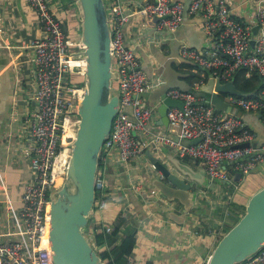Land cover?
<instances>
[{"label":"built area","instance_id":"built-area-1","mask_svg":"<svg viewBox=\"0 0 264 264\" xmlns=\"http://www.w3.org/2000/svg\"><path fill=\"white\" fill-rule=\"evenodd\" d=\"M37 14L44 34L34 38L33 49L36 86L32 95L36 106L24 120L27 151L35 177L23 187L19 211V239L0 241V264H54L50 241L51 191L63 180L71 154V140L79 120L76 105L83 93V85L71 84L70 73L84 76L85 44L70 38L63 29L60 17L51 10L48 0H25ZM127 0L107 2L111 29L110 49L114 79L120 102L111 131L105 139L95 187L102 195L96 199L94 210L102 212L107 195L106 165L111 159L123 164L145 154L146 148L174 147L180 157L199 161L210 182L220 179L233 181L229 169L245 174L264 164V142H254L255 133L240 116L218 109L198 95L204 76L193 81L194 90L179 87L167 89L165 96L182 101V106H171L167 111L169 133L154 131L157 111L144 103V94L154 86L153 80L142 68L134 47L126 42V27L135 13L156 18V27L176 31L184 21L185 0H145L133 10ZM258 32L235 16L223 0H190L188 12L200 13L203 27L213 46L196 49L181 45V54L204 69L214 78L229 81L236 71L256 72L262 82L258 92L251 96L228 94L229 103L242 110L260 111L264 119V0H256ZM254 38V44L251 39ZM74 47V49H72ZM174 133L178 139L174 138ZM139 137H141L139 139ZM149 137V141L145 139ZM189 142L183 143L182 140ZM194 139H199L192 142ZM246 143V144H244ZM149 168L154 170V164ZM147 176V175H146ZM144 177H132V188L160 205L171 200L158 191L150 192L142 183ZM228 213H225L227 216ZM223 224L215 228L221 231ZM99 229L109 232L111 225ZM211 232V233H215ZM207 261L205 264H207ZM238 264H264V247Z\"/></svg>","mask_w":264,"mask_h":264},{"label":"crops","instance_id":"crops-1","mask_svg":"<svg viewBox=\"0 0 264 264\" xmlns=\"http://www.w3.org/2000/svg\"><path fill=\"white\" fill-rule=\"evenodd\" d=\"M48 1L51 10L60 17L68 37L78 38L80 21L74 0ZM144 1L127 0L126 7L133 10ZM223 1L230 12L251 26L253 34L254 26L258 25L256 0ZM155 23V17L135 13L126 27V42L134 47L142 68L153 80L154 86L144 94L143 99L145 104L157 111L154 131L162 134L170 132L169 119L167 124L159 122V105L163 98L158 88L164 83L169 84L171 78L176 80L178 74H185L183 79L189 81L188 77L193 73L204 76L201 89L208 87L209 74L212 75L209 69L185 59L181 54V45L184 43L201 50L212 47L213 42L204 30L200 13L188 12L182 25L173 32L158 29ZM42 34L39 18L25 0H0V241L20 238L17 229L20 226L18 217L23 187L35 177L27 151L28 135L24 120L36 106L32 99L36 74L30 44ZM228 94L220 93V96L228 102ZM202 97L210 101L208 93ZM243 111L247 113L249 126L255 133L254 142L260 145L264 142V119L260 111ZM171 135L174 133L171 132ZM145 141L148 142L149 137ZM163 147L168 154L177 156L193 170L204 168L201 162L178 156L174 147ZM166 151L155 153L165 158ZM150 163L144 154L126 164L111 159L105 167L107 199L102 212L95 209L93 224L98 227L104 224L113 226L122 219V236L136 229L134 249L119 264H205L224 233L226 226L215 232L220 221H225V225L232 223L237 213L244 212L251 194L264 185V164L245 174L237 183L210 182L204 173L207 178L204 177L202 183L186 178L194 184V197L188 195L182 200L173 199V203L160 205V202L153 203L142 192L132 188V177L138 174L144 177L142 183L148 191H158L152 177L161 175L149 168ZM226 183L238 188L239 192L233 194L223 188ZM226 212L229 213L227 216Z\"/></svg>","mask_w":264,"mask_h":264},{"label":"water","instance_id":"water-1","mask_svg":"<svg viewBox=\"0 0 264 264\" xmlns=\"http://www.w3.org/2000/svg\"><path fill=\"white\" fill-rule=\"evenodd\" d=\"M190 0H185L184 18L188 15ZM77 8L79 38L85 44L82 50L86 59L83 93L76 105L78 122L72 138L71 154L67 162L63 180L51 191L50 241L54 264H106L99 255L94 237L86 232L97 199L95 178L100 165L103 143L109 135L113 119L119 109V90L113 84L117 72L112 67L110 49L111 29L106 0H74ZM259 26L255 25L253 34ZM254 39H251V44ZM174 70V69H172ZM178 72V71H176ZM178 74L170 83L160 86L163 102L159 105L161 123H168L167 110L172 105H182V101L165 97V91L173 86L191 90L190 83ZM208 87L195 92L200 96L209 94V99L218 109L242 117L248 124V115L241 108L230 105L220 93L245 95L233 79L222 81L209 74ZM194 90V89H192ZM178 139L177 136H174ZM199 139H194L196 142ZM189 142L188 139L182 140ZM246 144V143H244ZM152 150V151H151ZM166 148H146L145 155L154 164V170L161 177H152L158 192L169 200L193 196L191 178L202 183L204 168L193 170L175 155L159 157L155 152ZM242 172L234 173L235 183ZM207 178V177H206ZM208 180V178H207ZM221 182L222 180L216 179ZM227 182V181H224ZM264 247V185L249 197L241 217L218 239L207 264H238Z\"/></svg>","mask_w":264,"mask_h":264},{"label":"trees","instance_id":"trees-1","mask_svg":"<svg viewBox=\"0 0 264 264\" xmlns=\"http://www.w3.org/2000/svg\"><path fill=\"white\" fill-rule=\"evenodd\" d=\"M114 0H106V2H113ZM109 11V6H108ZM110 12V11H109ZM200 75L191 74L188 79L189 83L192 85L193 78H196ZM234 84L235 86L241 90L242 92H245V96L251 97L255 95L260 86L262 85L261 79L259 75L256 72H251L249 76L246 75V69L241 68L238 71H236L233 75ZM260 83V84H259ZM115 85V82L113 83ZM183 159H186V157H181ZM191 159V158H190ZM199 162V161H196ZM233 174L236 172L235 167L229 168ZM232 182V181H227ZM102 193L100 190H97L96 197L99 199L101 197ZM107 199V195L105 196ZM95 211V210H94ZM93 214L91 218L89 219V223L86 228V232L89 235H92L94 237V242L96 244L97 251L99 255L102 257L103 261L106 262V264H119V262H124L126 260L127 255H129L135 246L136 243V229L128 231L125 235H121V223L122 219H119V223H115L112 226L111 231L104 232V229H97L98 226L93 224ZM242 213H237L234 217V220L232 223H229L226 225L224 232L227 231L234 223L237 222V220L241 217ZM122 262V263H123Z\"/></svg>","mask_w":264,"mask_h":264},{"label":"rangeland","instance_id":"rangeland-1","mask_svg":"<svg viewBox=\"0 0 264 264\" xmlns=\"http://www.w3.org/2000/svg\"><path fill=\"white\" fill-rule=\"evenodd\" d=\"M72 49H74V47ZM68 80H69V82L71 84L83 85V83H84V81H83L84 80V76L78 75L76 73H70V75L68 77ZM152 149H154V148H152ZM222 187L225 188V189H229V192H232L233 194L236 193V192H239L238 191V188H234V187H232L231 184H228V183L224 184ZM229 198H232L231 194H229ZM230 202H232V200H230ZM220 223L223 224V226H226L225 225V221L222 220V221H220Z\"/></svg>","mask_w":264,"mask_h":264},{"label":"bare ground","instance_id":"bare-ground-1","mask_svg":"<svg viewBox=\"0 0 264 264\" xmlns=\"http://www.w3.org/2000/svg\"><path fill=\"white\" fill-rule=\"evenodd\" d=\"M60 181H61V177L57 179V183H60Z\"/></svg>","mask_w":264,"mask_h":264},{"label":"flooded vegetation","instance_id":"flooded-vegetation-1","mask_svg":"<svg viewBox=\"0 0 264 264\" xmlns=\"http://www.w3.org/2000/svg\"><path fill=\"white\" fill-rule=\"evenodd\" d=\"M229 214V213H228Z\"/></svg>","mask_w":264,"mask_h":264}]
</instances>
